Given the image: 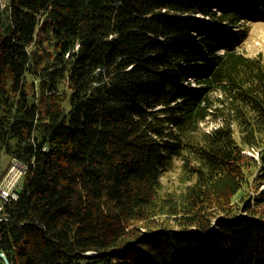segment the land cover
Here are the masks:
<instances>
[{
  "label": "trees",
  "instance_id": "obj_1",
  "mask_svg": "<svg viewBox=\"0 0 264 264\" xmlns=\"http://www.w3.org/2000/svg\"><path fill=\"white\" fill-rule=\"evenodd\" d=\"M263 13L264 0H8L0 185L12 159L27 165L17 199L0 196L10 263L264 264V50L245 43Z\"/></svg>",
  "mask_w": 264,
  "mask_h": 264
},
{
  "label": "rangeland",
  "instance_id": "obj_2",
  "mask_svg": "<svg viewBox=\"0 0 264 264\" xmlns=\"http://www.w3.org/2000/svg\"><path fill=\"white\" fill-rule=\"evenodd\" d=\"M8 0H0V3H2V6L4 7L7 4ZM221 3V2H220ZM215 9V8H214ZM3 11V10H2ZM3 17V14H2ZM199 19L203 21L205 24L210 25L213 30H219L220 27L217 23L213 22L211 19L206 18L202 15H198ZM246 26L250 27V38L245 42L246 43V49H248V53L255 54L260 50H264V13L263 15H260L255 22L247 23ZM231 32H233L231 29ZM202 52L205 53L204 49H202ZM208 124H212L211 121H208ZM246 153L253 154L251 151H246ZM10 161V157L7 154L2 155V159L0 161V169L3 170ZM20 171L13 172L9 174V177L6 178L5 181V187H7V190L12 191L13 188L22 186L23 183V176H21ZM164 183L166 185V188L169 190H176L179 185V171L170 172L166 175V177L163 178ZM16 185V187H15ZM93 254V253H88ZM78 264V263H74ZM80 264H86L85 261H81Z\"/></svg>",
  "mask_w": 264,
  "mask_h": 264
},
{
  "label": "built area",
  "instance_id": "obj_3",
  "mask_svg": "<svg viewBox=\"0 0 264 264\" xmlns=\"http://www.w3.org/2000/svg\"><path fill=\"white\" fill-rule=\"evenodd\" d=\"M26 170H27V165L22 163L20 160L14 158L11 161V166L9 168L7 175H6V178L9 177L10 173L17 172V171H20L19 173H21V176H24L26 173ZM6 178H5L4 182L0 185V196L5 200H8L10 198L17 199L18 195H17V192L15 189L18 187H16V185H15L16 188L15 189L13 188L12 191L7 190V187L4 186Z\"/></svg>",
  "mask_w": 264,
  "mask_h": 264
},
{
  "label": "water",
  "instance_id": "obj_4",
  "mask_svg": "<svg viewBox=\"0 0 264 264\" xmlns=\"http://www.w3.org/2000/svg\"><path fill=\"white\" fill-rule=\"evenodd\" d=\"M2 10H3V6L2 3H0V25L2 23ZM0 257L4 260L5 264H11L6 254L0 252Z\"/></svg>",
  "mask_w": 264,
  "mask_h": 264
}]
</instances>
